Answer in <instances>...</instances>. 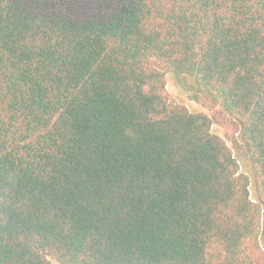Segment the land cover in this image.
<instances>
[{
	"label": "trees",
	"instance_id": "16d2710c",
	"mask_svg": "<svg viewBox=\"0 0 264 264\" xmlns=\"http://www.w3.org/2000/svg\"><path fill=\"white\" fill-rule=\"evenodd\" d=\"M262 203L264 0H0V264H264Z\"/></svg>",
	"mask_w": 264,
	"mask_h": 264
},
{
	"label": "rangeland",
	"instance_id": "374dc122",
	"mask_svg": "<svg viewBox=\"0 0 264 264\" xmlns=\"http://www.w3.org/2000/svg\"><path fill=\"white\" fill-rule=\"evenodd\" d=\"M165 81H166V92L169 95L170 99L178 104H181L185 106L190 112L192 113H202L208 117H211V112L208 109H205L201 105L197 104L196 102L190 100L188 93H186L177 83L175 77L173 74L168 73L165 76ZM219 109L222 108V106L218 107ZM231 120H233L236 124H238L240 127L243 124V120L241 118H236L231 115L228 116ZM212 132L219 136L220 138L226 140L225 136V130L221 126H218L214 124L211 128ZM236 137L239 138V143H240V152L241 156H238L236 154V157L239 161V168L240 172L245 174L250 183V196L251 198L258 203H261L258 197V192H257V185H256V176L254 173V168H253V161L252 157L248 152V149L246 146L243 144L240 135L236 134ZM227 145L233 149L232 143L227 142ZM235 155V153H234ZM262 207L264 208V205L262 203ZM262 244V243H261ZM262 247L264 249V246L262 244ZM52 264H58L55 261L51 262Z\"/></svg>",
	"mask_w": 264,
	"mask_h": 264
}]
</instances>
